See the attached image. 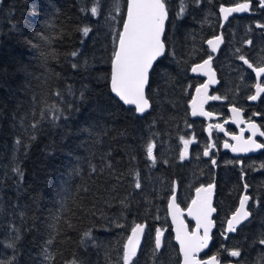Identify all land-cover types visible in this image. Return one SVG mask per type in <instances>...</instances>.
<instances>
[{
    "label": "trees",
    "instance_id": "1",
    "mask_svg": "<svg viewBox=\"0 0 264 264\" xmlns=\"http://www.w3.org/2000/svg\"><path fill=\"white\" fill-rule=\"evenodd\" d=\"M240 1L183 0L178 18L181 0H167L166 50L150 71V109L138 116L109 89L126 0H0L3 264H123L136 224L168 222L165 206L183 178L182 141L192 126L186 65L214 33L219 6ZM52 105L62 112L55 122ZM250 224L243 251L248 264H257L264 211L255 210ZM150 254L134 264H162Z\"/></svg>",
    "mask_w": 264,
    "mask_h": 264
},
{
    "label": "flooded vegetation",
    "instance_id": "2",
    "mask_svg": "<svg viewBox=\"0 0 264 264\" xmlns=\"http://www.w3.org/2000/svg\"><path fill=\"white\" fill-rule=\"evenodd\" d=\"M245 2L249 3L247 11L233 14L223 23L218 10L214 33L203 40L202 46H198L200 51L186 65V82H189L186 83L187 105L192 126L186 137V140L190 141L187 154L179 162L183 178L179 185L174 183L173 189V192H176V204L181 211H184L194 197L196 188L214 186L212 206L215 212L212 216L213 228L210 232V243L207 248L197 253L196 257L203 261L217 255L219 264H248V254L243 249H248L247 232L255 228L250 224L253 212L264 211V183L262 182L264 181V147L252 146L249 152L234 151L236 154L232 152V146H241L243 141H254L255 144L264 145V135H262L264 133V92H261L255 100L249 99L250 96L256 95L257 83L264 87V73L258 78L253 69L239 58L243 56L253 67L264 66V7L260 6L259 0L256 2L245 0L229 5ZM217 36L221 37V42L216 51H212L205 41ZM209 56L212 58L210 67L215 73V83H208L206 76L191 73L193 65L207 60ZM206 83H208L206 96L208 98L205 96H203L204 99L202 98L205 101H203V110L211 113L212 116L208 118L192 116L189 102L195 89ZM213 96L219 99H210ZM233 108L237 109L238 117L232 111ZM253 124L256 126L255 130L251 127ZM233 137L240 139H233ZM225 144L229 147L226 148ZM206 149L209 153L207 156L204 155ZM184 151L185 148L182 146L181 153ZM244 195L249 197L246 208L251 215L237 226L235 232H227V221L239 207L240 199ZM167 203L165 213L168 222L157 218L153 229H147L144 223L142 241L136 257L133 258L134 262L137 258L142 259L156 252L158 259L163 261L162 264H181L182 254L174 241ZM181 217L191 233L194 223L183 213ZM157 229L163 233L161 250L158 252L155 250ZM199 234H202V230H199ZM225 249H239L241 255L232 257ZM252 253L258 258L259 255L256 252Z\"/></svg>",
    "mask_w": 264,
    "mask_h": 264
},
{
    "label": "snow or ice",
    "instance_id": "3",
    "mask_svg": "<svg viewBox=\"0 0 264 264\" xmlns=\"http://www.w3.org/2000/svg\"><path fill=\"white\" fill-rule=\"evenodd\" d=\"M260 6L264 7V0H259ZM199 3V0H196ZM118 6V5H117ZM249 9V3H238L235 7H220V12L223 14L225 20L228 16L234 12H244ZM93 16L97 15V7H92L90 9ZM184 12L183 0H181L180 10L177 13L179 18ZM168 7L167 0H127V18L123 22V30L116 33L114 31V36L118 38V46L114 48L113 56L111 60V91L119 97L126 105H134L135 111L137 113H144L149 107V99L146 96L145 88L149 83L150 69L153 68V62L165 54L166 45L162 36L165 33V21L168 19ZM82 33L87 36L90 29L84 27ZM221 42V37H215L214 39L207 40V44L212 48V51H216L217 47ZM250 43V41H249ZM73 56L76 55L75 52L72 53ZM249 68H252L259 78L262 73H264V66L253 67L251 63L243 56L239 57ZM211 56L207 60H204L203 64L193 67L192 71H203L205 75L209 76L208 83H215V73L211 71L210 61ZM76 67V65H73ZM205 69H207L205 71ZM208 83L197 88V93L202 92L206 94ZM256 95L250 96L249 99L255 100L257 96L264 92V87L260 83L255 85ZM57 96L60 94L57 92ZM205 98H208L205 96ZM210 99H219V97L213 96ZM193 115H197L198 109L200 115L209 116L211 113L203 111V100L198 102L197 98H193ZM49 111L52 113L49 117L53 122L60 119L62 112L56 108L55 105L50 106ZM232 111L239 116L237 109L233 108ZM46 117L45 110H41V119ZM39 122L33 123L31 126L33 128L37 127ZM217 127H221L217 125ZM251 127L255 130L256 126L253 124ZM255 134V132L253 133ZM264 135V133H262ZM233 139L239 140V137H233ZM20 141L17 140V144ZM185 151L181 153V159L187 154V146L190 141L184 140ZM264 147V145L255 144L254 141H243L241 146H232L233 151H249L250 147ZM225 147H229L225 144ZM154 144L149 142L146 147V152L148 157L153 158ZM204 155H209L207 149ZM216 162L213 160V164ZM15 172H19V169H13ZM93 171L95 169L93 168ZM136 187L140 188L141 185L137 181ZM247 188V185H245ZM197 198L192 201L193 207L189 209V215H192L196 219V230L188 233L182 228H177V240L180 243V251L183 256V264H219L218 256L213 255L207 260L200 261L197 259L196 254L201 250L205 249L209 245L210 230L212 228L213 222L210 219L212 212L215 209L211 205V194L212 185L208 187H201L196 189ZM249 201V197L244 195L240 199L239 207L233 213L231 219L227 221L228 227L227 232H235L237 226L243 221H246L251 213L246 208V204ZM169 209L173 217V222L177 220V214L179 213V208L176 205L175 197L169 203ZM183 223L182 221L180 222ZM119 226V225H118ZM203 228V235H199V230ZM144 231V226L141 224H136L131 229V235L127 238V242L123 245V264H134L133 258L137 255V248L140 245V236ZM162 231L160 229L156 230L155 236V250L158 252L161 250L162 244ZM85 237L90 236V231L84 233ZM18 239V237H17ZM51 243V241H49ZM258 243L264 246V237L260 238ZM7 247H14L13 244H8ZM228 254L232 257H239L241 251L239 249L228 250ZM47 251V250H45ZM48 259L49 257H45ZM264 261V256H261L257 264H261ZM0 264H3L0 261ZM11 264V261L8 262ZM72 264H79L78 261L73 260Z\"/></svg>",
    "mask_w": 264,
    "mask_h": 264
},
{
    "label": "water",
    "instance_id": "4",
    "mask_svg": "<svg viewBox=\"0 0 264 264\" xmlns=\"http://www.w3.org/2000/svg\"><path fill=\"white\" fill-rule=\"evenodd\" d=\"M235 5L236 4H234V5H227V6H225V5H223L224 7H235ZM221 7V6H220ZM220 7H219V16H220V18H221V21H222V23L223 22H225L226 20L223 18V14L220 12ZM239 13H241V12H234V13H231L229 16H228V18L230 17V16H232L233 14H239ZM127 18V0H126V6H125V12H124V17H123V21H122V24H121V27H120V31H122L123 30V22H124V20ZM165 23H166V21H165ZM119 31V32H120ZM219 37V36H218ZM215 37H213V38H210V39H214ZM162 39H163V36H162ZM210 39H207V40H210ZM207 40L205 41V44L210 48V50H212V48L207 44ZM116 46H118V38H117V40H116V44H115V47ZM218 48V47H217ZM160 57H158L157 58V60L159 59ZM112 60V59H111ZM157 60L156 61H154L153 62V66H154V64L157 62ZM203 62L204 61H202V62H200V63H198V64H195V65H193L192 67H191V73L192 74H198V75H203V76H206L207 77V79L209 80V76L208 75H205L204 74V72L203 71H196V72H193L192 71V69H193V67H196L197 65H200V64H203ZM211 68V67H210ZM152 69H150V71H151ZM207 69H205V71H206ZM211 71L214 73V71L212 70V68H211ZM147 86L148 85H146V88H145V93H146V89H147ZM202 86V85H201ZM201 86H198L197 88H200ZM197 88L195 89V91H194V94H193V97H192V99H191V101L189 102V106H190V113H191V115L192 116H199V117H206V118H208V117H210V116H212V115H209V116H205V115H200L199 114V109H198V113H197V115H193L192 114V112H193V106H192V101H193V98H197V100H198V102L200 101V100H202V98H203V96H207V92H206V94H204L203 92L201 93V94H198L197 93ZM109 89H110V92L112 93V95L116 98V99H118L124 106H126V107H132L134 110H135V106L134 105H126V104H124L123 103V101H121L120 99H119V97H117L112 91H111V63H110V78H109ZM204 99V98H203ZM206 100H208V99H206ZM204 101V100H203ZM205 102V101H204ZM204 102H203V104H204ZM150 103V102H149ZM149 109H150V107L144 112V113H137L136 111H135V113L138 115V116H142V115H144L146 112H148L149 111ZM204 111V110H203ZM205 112V111H204ZM233 153H234V151H232ZM247 152H249V151H247ZM234 154H236V153H234ZM209 186V185H208ZM208 186H206V187H208ZM202 186H200V187H198V188H201ZM205 187V188H206ZM197 189V188H196ZM175 194H176V192L174 191L173 193H172V195L169 197V200H168V203H167V212H168V217H169V220H170V223H171V225H172V231H173V234H174V241L178 244V246H179V250H180V243H179V241L177 240V228L178 227H180V228H182L183 230H185V231H187L188 233H190L188 230H187V225H186V222L183 220V218L181 217V213H183L184 215H186L187 216V219L188 220H191L193 223H194V229H193V231L194 230H196V219L192 216V215H189V209L190 208H192L193 207V205H192V201L193 200H195L196 198H197V192H196V190L194 191V197L192 198V200L190 201V203L188 204V206H187V208L184 210V211H181V209H180V207L178 206V208H179V213L177 214V220H176V222L174 223L173 222V217H172V214H171V212H170V209H169V203H170V201L172 200V198L173 197H175ZM213 198H214V186L212 185V194H211V205L213 204ZM213 207V206H212ZM215 212V211H214ZM214 212H212V214H211V217H210V219L212 220V216H213V214H214ZM232 217V216H231ZM231 217H230V219H231ZM183 222L182 224L180 223V222ZM213 222V221H212ZM141 225H143L144 226V228H145V224L143 223V224H141ZM212 228H213V225H212ZM212 228H211V230H212ZM200 230H202V234L201 235H203V228H201ZM211 230H210V232H211ZM144 232V231H143ZM132 233H131V231H130V233H129V235H128V237L131 235ZM199 234V233H198ZM210 234V233H209ZM200 235V234H199ZM142 236H143V233L141 234V236H140V244H141V241H142ZM127 237V238H128ZM127 242V239H126V241H125V243ZM209 243H210V240H209ZM140 246V245H139ZM139 248V247H138ZM138 248H137V250H138ZM180 253H181V251H180ZM182 254V253H181ZM181 264H183V256H182V261H181Z\"/></svg>",
    "mask_w": 264,
    "mask_h": 264
},
{
    "label": "rangeland",
    "instance_id": "5",
    "mask_svg": "<svg viewBox=\"0 0 264 264\" xmlns=\"http://www.w3.org/2000/svg\"><path fill=\"white\" fill-rule=\"evenodd\" d=\"M186 140V139H185ZM183 148H185V145H184V143H183Z\"/></svg>",
    "mask_w": 264,
    "mask_h": 264
}]
</instances>
